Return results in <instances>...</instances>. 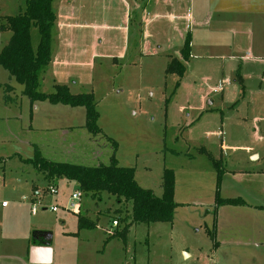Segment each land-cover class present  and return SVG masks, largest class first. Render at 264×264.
I'll return each instance as SVG.
<instances>
[{
  "label": "rangeland",
  "instance_id": "obj_1",
  "mask_svg": "<svg viewBox=\"0 0 264 264\" xmlns=\"http://www.w3.org/2000/svg\"><path fill=\"white\" fill-rule=\"evenodd\" d=\"M26 1L0 0V15L24 13ZM89 1L75 0L81 8H77L72 21V9L68 8L71 0H55L58 21L53 32V60L40 91L51 94L56 85L67 84L73 94L93 92L101 133L87 130L84 108L56 106L48 101L32 105L23 95V86L0 66V253L8 250L23 254L37 230L54 235V246L65 232L77 230V214L67 209L77 184L60 179L56 181L57 194L48 192L50 185L44 173L25 163L34 157L35 147L51 161L98 166L109 163L116 143L118 164L134 168L138 184L157 197L162 195L165 170L174 173V221L133 225L125 242L119 241L121 247L108 255L92 251L91 245H82L81 259L88 251L96 264H234L225 262L219 251L215 254V243L221 240L215 201L218 196L264 201V158L255 163L237 162L243 164L239 171H224L218 177L213 162L218 157L216 144L208 143L212 138L197 143L189 140L183 129L185 113L172 108L182 105L185 97L177 91L178 78L166 73L167 56L139 54L140 32L135 15L131 16L134 26L130 31L120 29L126 24L122 0H98L93 9ZM61 5L67 11L59 15ZM103 5H108L109 10L104 11ZM64 21L78 22L82 27L60 32ZM97 35L103 43L93 49ZM10 36L0 33V52ZM31 37L36 50L40 34L34 26ZM8 87L13 88L11 93ZM33 186L46 195L33 200ZM2 203L10 208L3 209ZM33 204L40 205L36 215L31 212ZM43 206L56 207L58 211L43 210ZM130 209V204H118L106 193L96 198L84 196L81 212L98 225L81 230L82 239H96L93 248L99 247L100 240H106L113 229L112 221L120 222ZM75 243L78 242L67 246L69 250L75 252ZM67 256L70 261L74 257L69 253Z\"/></svg>",
  "mask_w": 264,
  "mask_h": 264
},
{
  "label": "crops",
  "instance_id": "obj_2",
  "mask_svg": "<svg viewBox=\"0 0 264 264\" xmlns=\"http://www.w3.org/2000/svg\"><path fill=\"white\" fill-rule=\"evenodd\" d=\"M104 1L108 3L109 0ZM122 2L126 24L120 29L130 31L134 26L131 16L135 15V26H139L140 32L138 51L142 57L165 55L169 60L167 66L173 59L182 61L185 40L190 38V59L183 60L186 72L177 90L179 94L183 93L184 102L172 106L175 112L185 113L183 129H186L187 138L195 143L212 138L208 143L216 144L218 154L213 159L222 160L228 172L241 169L243 164L237 162L261 161L264 158V0ZM90 4L93 9L98 0H91ZM70 7V20L73 21L81 4L71 0ZM103 10H109L108 5H103ZM64 11H67L65 5L59 6V15ZM72 21L62 22L60 32L82 27ZM102 26L107 28L104 24ZM94 37L93 49L103 43L99 35ZM167 117H171L169 112ZM202 149L208 152L204 147ZM33 192V200L46 195L35 186ZM239 198L245 201V205H214L218 210L221 235V240L215 243V254L219 251L228 263L264 264V201L248 202ZM2 208L7 210L10 206ZM45 236V242L37 241ZM54 239V235L49 238L48 233L37 230L23 254L6 250L0 253V264H80V260L82 264H96L93 254L87 255L88 251L81 259L80 246L91 248V245L92 251L108 255L114 253L116 247H121L118 243L123 241L119 238L107 242L100 240L99 247L93 248L96 239L83 240L78 228L65 232L56 246L53 245ZM76 241L75 252L69 250L67 246ZM33 247L40 250L36 263L31 260ZM67 253L77 259L73 257L70 261Z\"/></svg>",
  "mask_w": 264,
  "mask_h": 264
},
{
  "label": "trees",
  "instance_id": "obj_3",
  "mask_svg": "<svg viewBox=\"0 0 264 264\" xmlns=\"http://www.w3.org/2000/svg\"><path fill=\"white\" fill-rule=\"evenodd\" d=\"M55 0H27L26 10L17 16L0 15V33H10L8 43L0 52V66L3 67L23 86V95L29 98L31 104L48 101L53 105H65L73 108H84L86 113L85 127L92 134L101 133L98 125L99 112L97 100L93 92L73 94L67 85H56L55 91L46 94L40 91L41 81L53 60V32L57 28L58 16L54 9ZM36 27L40 34V42L36 50L32 46L31 28ZM190 38L187 37L182 49L184 61L190 59ZM173 59L167 66V75L178 78L176 88L180 86L186 66L184 61ZM12 87L7 91L11 93ZM10 98L5 97L9 102ZM113 153L108 164L85 166L69 162L51 161L44 157L38 147H35L34 157L25 160L37 170L44 173L49 185L56 186V181L65 179L75 182L78 190L84 196L98 197L102 193L115 198L118 204H130L118 221V227L113 233H107L106 242L119 238L126 240L130 228L135 224L173 223L177 204L175 203V176L171 170H165L162 181V195L157 197L152 190L141 187L136 180L134 168L122 167L116 159L117 144L113 143ZM218 177L223 176L225 167L222 160H214ZM217 206H243L245 201L223 199L219 196L215 201ZM121 211H118L120 214ZM78 231L94 229L97 221L89 219L81 211L77 214ZM123 223L124 225H122Z\"/></svg>",
  "mask_w": 264,
  "mask_h": 264
},
{
  "label": "built area",
  "instance_id": "obj_4",
  "mask_svg": "<svg viewBox=\"0 0 264 264\" xmlns=\"http://www.w3.org/2000/svg\"><path fill=\"white\" fill-rule=\"evenodd\" d=\"M48 192H50L53 195L57 194V188L54 185H51L50 188L48 189ZM83 199V195L79 190H76L75 193H73V195L71 196V205L69 206V208H67L68 210L72 209V211H74L75 214H79L81 211V200ZM76 202V203H75ZM3 207H7L6 203H2ZM39 206H35V204H33V207L31 208V212L32 214H36L38 212V208ZM43 210H47L49 209L52 212H57V208L56 207H51V208H46L45 206H43L42 208ZM118 221L117 220H113L112 221V227L113 229H110V231H108V233H113L114 230L118 227Z\"/></svg>",
  "mask_w": 264,
  "mask_h": 264
},
{
  "label": "water",
  "instance_id": "obj_5",
  "mask_svg": "<svg viewBox=\"0 0 264 264\" xmlns=\"http://www.w3.org/2000/svg\"><path fill=\"white\" fill-rule=\"evenodd\" d=\"M50 237H51V235L49 234V238ZM47 243L49 245L50 240ZM39 252H40V250H38V248H35V247L31 248V260L33 263H36V261H37L36 257H37ZM46 253H47V255H49V251H47ZM46 261H48V259H46Z\"/></svg>",
  "mask_w": 264,
  "mask_h": 264
},
{
  "label": "flooded vegetation",
  "instance_id": "obj_6",
  "mask_svg": "<svg viewBox=\"0 0 264 264\" xmlns=\"http://www.w3.org/2000/svg\"><path fill=\"white\" fill-rule=\"evenodd\" d=\"M44 238H45V239H39V238H38L37 241H38V242H45V240H46V236H45ZM43 240H44V241H43ZM37 241H36V242H37Z\"/></svg>",
  "mask_w": 264,
  "mask_h": 264
}]
</instances>
